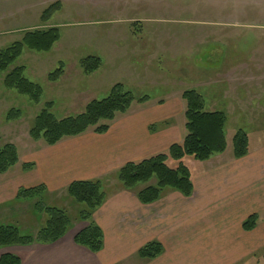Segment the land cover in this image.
I'll list each match as a JSON object with an SVG mask.
<instances>
[{"label":"rangeland","instance_id":"1","mask_svg":"<svg viewBox=\"0 0 264 264\" xmlns=\"http://www.w3.org/2000/svg\"><path fill=\"white\" fill-rule=\"evenodd\" d=\"M56 2L62 3V11L43 24L44 10ZM49 27L61 30L53 50H27L11 68L25 67L26 78L42 87L40 104L6 89L5 74L0 78V147L16 144L21 164L40 145L31 140L29 131L47 103L54 104L57 119L77 116L91 101L107 98L119 83L137 98L166 99L182 90L199 92L207 110L228 116L229 145L223 160L232 154V139L239 130L248 134L251 152L264 147V0H0V50L21 40L25 32ZM89 56L99 57L103 66L87 76L80 62ZM62 65L64 76L50 82L49 74ZM12 109L21 110V119L7 121ZM188 165L194 176L211 169L207 164ZM21 167L0 175V185L22 178L18 176ZM156 185L155 178L138 187ZM173 193L165 191L162 198ZM40 199L49 207L66 210L73 222L78 220L82 206L71 198L42 192L33 201L2 204L0 223L34 233L47 220L34 208ZM258 216L263 222L264 212ZM263 256L261 251L256 261L242 264H264L257 262ZM140 262L147 260L132 255L119 264Z\"/></svg>","mask_w":264,"mask_h":264},{"label":"crops","instance_id":"2","mask_svg":"<svg viewBox=\"0 0 264 264\" xmlns=\"http://www.w3.org/2000/svg\"><path fill=\"white\" fill-rule=\"evenodd\" d=\"M184 92L135 104L104 135L90 131L55 146L33 148L25 163L34 164V169L21 171L18 176L22 178L0 185L1 206L17 200L21 188L42 186L63 199L69 198L67 189L74 182L102 181L107 199L93 215L105 237L100 253L75 243V237L88 227V223L76 220L67 235L54 244L5 249L0 256L6 252L17 254L22 264H119L138 255L147 244L159 242L164 253L139 264L256 261L264 251V221L252 231H245L243 222L264 212V147L250 150L247 157L239 160L233 154L223 160L227 149L209 163L194 162L211 169L193 175L190 197L174 191L145 205L137 195L147 187L127 190L117 179L126 164L167 152L183 141ZM212 204L215 206L211 209ZM8 214L2 211V215ZM262 261L264 256L257 262Z\"/></svg>","mask_w":264,"mask_h":264},{"label":"trees","instance_id":"3","mask_svg":"<svg viewBox=\"0 0 264 264\" xmlns=\"http://www.w3.org/2000/svg\"><path fill=\"white\" fill-rule=\"evenodd\" d=\"M61 11L62 3H53L44 10L41 16L42 23H49ZM60 40V28L49 27L25 32L21 40L1 49L0 78L5 74L6 89L17 90L21 95L28 96L35 104H40L43 96L42 87L26 78L25 67L11 68L25 51L48 53ZM80 65L84 74L90 76L101 69L103 62L97 56H89L81 60ZM64 74L62 65L49 74L48 80L56 83ZM182 100L185 104L186 130L183 141L172 145L167 152L139 162L128 163L117 173L118 181L127 190H133L140 184H147L156 178V186H149L138 192L139 201L145 205L158 202L168 190L190 197L194 187L193 174L188 162L209 163L226 153L228 149L227 114L223 111L207 110L205 98L196 90H186L182 94ZM149 101L150 97L137 98L119 83L113 86L107 98L91 101L85 111L77 116L57 119L53 113L54 104L47 103L36 116L29 135L36 146L40 144L37 147L41 144L55 146L64 140L83 136L90 131L104 135L109 132L111 125L119 116L128 113L135 104ZM21 117V110L12 109L8 113L7 121H17ZM232 146L234 159L247 157L250 153L248 134L243 130L237 131L233 136ZM20 151L13 143L0 147V175L12 172L19 165L22 166V172H30L34 169L35 165L32 163L21 164ZM42 192H47L42 186L21 188L17 200L33 201ZM67 194L82 206L78 221L88 223V227L75 237V243L93 253H100L104 248L105 237L103 230L93 221V215L107 199L104 183L100 180L74 182L68 187ZM34 208L47 216L45 225L34 233L25 234L15 225L0 223V251L34 244H54L71 230L74 222L66 210L49 207L42 199L34 203ZM258 223L259 216L253 214L243 222V229L252 231ZM163 253V246L159 242H152L143 247L138 252V256L144 260H153ZM0 264H22V259L17 254L6 252L0 256Z\"/></svg>","mask_w":264,"mask_h":264}]
</instances>
